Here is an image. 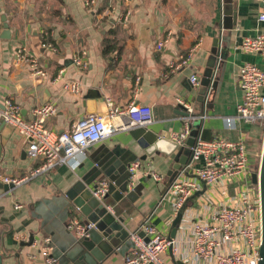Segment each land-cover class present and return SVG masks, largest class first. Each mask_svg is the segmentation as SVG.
Wrapping results in <instances>:
<instances>
[{
  "label": "crops",
  "instance_id": "crops-1",
  "mask_svg": "<svg viewBox=\"0 0 264 264\" xmlns=\"http://www.w3.org/2000/svg\"><path fill=\"white\" fill-rule=\"evenodd\" d=\"M134 1L97 0L93 7H87L82 0H0V110L4 100L11 98L29 120L32 108L53 103L56 113L45 125L57 133L69 130L88 115L86 100L92 102L95 114L109 111V99L114 106L125 107L136 98L153 110L152 123L117 131L92 145L75 169L56 166L13 188L5 186L2 177L26 174L40 161L29 157L25 141L0 117V264H47L41 254L46 239L56 260L53 264H90L76 254L71 259L66 257L70 241L77 238L67 224L74 217L88 222L70 199L77 182H86L89 187L102 180L115 184L116 190L103 202L112 215L122 219L127 232L124 239L114 238L111 252L93 264H125L134 245L130 233L146 218L177 242L163 254L166 264H202L193 253L191 225L197 220L211 222L219 206L237 203L245 193L259 201L254 172L225 178L213 186L201 183L178 214L168 189L169 172L179 150L192 158L189 139H244L251 154L259 140L263 141V128L238 119L235 128H230L225 122L226 118H236L237 105L243 100L239 78L242 65L251 62L264 70L263 56L240 47L244 38L264 33V22L258 20L262 1ZM129 7L132 14L125 26L120 18ZM2 15L10 38H1ZM165 40L159 49L158 44ZM48 43L52 46H43ZM219 49L223 58L214 79L217 85L206 87L202 82L208 61ZM21 50L45 71L41 80H35L37 76L31 74L26 59L17 60ZM81 52L85 53L86 67L73 60ZM188 55L192 56L188 65L170 70L172 61ZM195 75L200 81L197 86L191 83ZM69 82L78 83V94L64 88ZM90 92L99 97L95 99ZM179 98L193 108L191 132L184 145L171 139L173 133L184 129L188 117L178 104ZM145 130L163 142L144 159L148 146L143 138ZM117 148L118 154H113ZM134 156L142 167L135 186L130 187L138 192L128 197L125 191L120 195V188L127 178L124 166L135 161ZM252 159L255 162L257 158ZM190 163L191 159L184 169ZM102 166L106 171H101ZM192 166L202 167L203 160ZM122 167L123 172H117ZM147 170L158 173L162 180L153 179ZM186 176L196 178L192 170ZM15 204L21 208H14ZM256 220H260L259 212ZM242 245V241L232 242L227 249Z\"/></svg>",
  "mask_w": 264,
  "mask_h": 264
},
{
  "label": "built area",
  "instance_id": "built-area-1",
  "mask_svg": "<svg viewBox=\"0 0 264 264\" xmlns=\"http://www.w3.org/2000/svg\"><path fill=\"white\" fill-rule=\"evenodd\" d=\"M87 7H93L97 0H82ZM131 2V0H124ZM263 9L258 16L264 22V0H261ZM132 8L129 7L121 15L120 21L125 26L130 22ZM164 42L158 44L162 49ZM43 46H52L43 44ZM241 49L249 53H257L264 57V33L244 38ZM73 60L82 67L87 63L83 59L84 52ZM191 55L182 56L170 63V70L175 72L188 65ZM28 61L30 72L34 76L43 77L45 71L39 66L35 58H26L24 51H18L17 60ZM59 76L57 77V79ZM240 86L243 91V100L237 105L236 118H226V124L235 128L237 119L246 124H252L264 129V70L258 65L246 62L240 72ZM194 86L200 84L198 76L191 77ZM64 88L73 93H79L76 82L65 83ZM178 104L190 114L185 119L184 129L173 133L171 139L178 145H184L191 132L192 106L184 99L179 98ZM109 111L106 114H88L73 123L69 130L60 133L46 127L47 118L56 113L53 103L38 105L31 110V119L22 115L21 107L11 98L3 102L0 117L3 123L11 127L21 136L27 146V153L31 159H38L40 164L21 176H3L4 184L13 186L26 182L39 174L47 173L56 166L66 165L75 169L86 151L94 144L110 137L117 131H127L135 127L146 126L153 122V110L149 106L141 105L136 98L125 107L114 106L108 100ZM203 160L202 167L192 166L193 162ZM250 152L244 139L230 140L224 137L207 139L199 136L192 150L191 163L171 183L168 194L173 199L175 213L178 214L188 199L200 188L203 183L213 186L217 182L251 172ZM142 167L139 160L133 161L129 166V187H134L138 172ZM194 171L196 178H188L186 174ZM147 175L155 180H162L158 173L147 170ZM109 194V181L98 182L92 190V195L103 201ZM14 208H21L15 204ZM260 213V220H256V213ZM94 225L82 222L77 217L71 219L67 229L77 238L88 235ZM193 253L202 264H259L261 261V208L259 201L251 193H245L237 203L219 206L212 221L197 220L191 225ZM133 248L126 256L125 264H166L163 254L170 248H175L176 240L163 235V233L146 218L135 230L130 233ZM242 241V247L227 246L232 242ZM41 254L47 264L55 263L50 253L49 240H45Z\"/></svg>",
  "mask_w": 264,
  "mask_h": 264
},
{
  "label": "water",
  "instance_id": "water-1",
  "mask_svg": "<svg viewBox=\"0 0 264 264\" xmlns=\"http://www.w3.org/2000/svg\"><path fill=\"white\" fill-rule=\"evenodd\" d=\"M2 21H3V29L1 31L2 33L1 38H10L11 34L8 28V23L6 22V18L4 15H2ZM222 58H223V54L220 49L213 52L212 57L208 61V67L204 74V80L202 82L204 86L207 87L214 85L213 87L214 88L216 87L217 83L214 81V79L220 67ZM35 80H41V77L37 76L35 77ZM89 94L95 99L99 97L98 93L96 92H90ZM86 98L87 96H84V99ZM85 103L88 106L87 107L88 114H92L96 111L95 108L91 107L92 102H87L86 100ZM1 107L3 108V106ZM184 110L185 111L183 112V114L186 116H190V114L186 111V109ZM143 138L148 143V146L146 148L144 147L146 153V156H144L145 159L148 155H150L153 151H155L154 149L158 146V144H160V142H163V139L160 138V136H158L157 134H154L153 132L147 130H145ZM190 140H192V142H189V144L191 147H193L196 143V138H191L188 141ZM177 148L178 147H176V149ZM118 152L119 151L117 148L116 151H113V154L117 155ZM136 157L137 156H134L133 160H136L137 159ZM190 157H191L190 154L183 155V149L179 150V152L175 156L174 163L172 164L171 170L169 172L170 175L169 185H171L175 177H177L180 174V172L185 167V165H187L190 159H192ZM116 162L117 160L114 162V164ZM130 164L131 163L128 161L126 166H124V168L127 171V178H126V182H124L125 185L120 188L121 190L120 195L125 191L128 192V197H133L138 192V189L135 188L133 190H130L129 187L128 169ZM106 169L107 168H105V166L101 167V171H106ZM117 172L119 173L123 172V167L119 168ZM117 172H115V174ZM252 180L253 183L256 186H258L260 193L261 261L259 264H264V139L262 145L259 170L252 174ZM85 184L83 182H77L74 185L73 190L71 191L72 194L70 195V199L73 206H75L78 209V211L86 217L87 221L94 225V227L88 231L87 236L74 238L73 240L70 241L68 245V249H67L68 252L66 253V257L71 259L72 256L76 254L79 255V259L81 261L85 260L88 263L93 264V261L94 263L102 261L104 257L111 252V250L114 247L112 244V240L114 238L124 239L127 236V232L123 230V226L121 225L122 219H117L114 215L111 214V212L108 210L106 204L103 201L97 200L92 195V190L97 187V184L93 185L92 187L87 186L86 182ZM4 185L7 186L8 188H13L12 184H4ZM113 190H116V185L109 182V193H111ZM29 244H31L30 240H29Z\"/></svg>",
  "mask_w": 264,
  "mask_h": 264
},
{
  "label": "trees",
  "instance_id": "trees-1",
  "mask_svg": "<svg viewBox=\"0 0 264 264\" xmlns=\"http://www.w3.org/2000/svg\"><path fill=\"white\" fill-rule=\"evenodd\" d=\"M262 140L260 139L259 142L257 143L256 149H254V153H250V158H257L256 161H252L251 159V164H250V170L251 172H257L259 170V164H260V157H261V149H262Z\"/></svg>",
  "mask_w": 264,
  "mask_h": 264
},
{
  "label": "rangeland",
  "instance_id": "rangeland-1",
  "mask_svg": "<svg viewBox=\"0 0 264 264\" xmlns=\"http://www.w3.org/2000/svg\"><path fill=\"white\" fill-rule=\"evenodd\" d=\"M262 145H263V142H262ZM261 158V157H260Z\"/></svg>",
  "mask_w": 264,
  "mask_h": 264
}]
</instances>
